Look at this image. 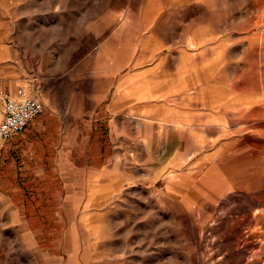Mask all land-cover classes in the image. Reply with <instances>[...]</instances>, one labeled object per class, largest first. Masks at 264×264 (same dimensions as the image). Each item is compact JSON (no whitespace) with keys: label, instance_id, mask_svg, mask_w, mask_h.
<instances>
[{"label":"rangeland","instance_id":"obj_1","mask_svg":"<svg viewBox=\"0 0 264 264\" xmlns=\"http://www.w3.org/2000/svg\"><path fill=\"white\" fill-rule=\"evenodd\" d=\"M0 90L59 127L0 264H264V0H0Z\"/></svg>","mask_w":264,"mask_h":264},{"label":"crops","instance_id":"obj_2","mask_svg":"<svg viewBox=\"0 0 264 264\" xmlns=\"http://www.w3.org/2000/svg\"><path fill=\"white\" fill-rule=\"evenodd\" d=\"M47 112L45 110L41 117H37L31 122L21 136L0 144V163L2 162L4 166V168L0 167L1 182L17 181L19 180V173L22 175L37 172L36 169L28 168L27 165H37L39 169L38 159L51 158L54 155V150L57 153L58 150L55 149L53 138L59 134L57 133L59 127L47 122L49 121ZM42 159L41 163L45 166ZM14 164L19 169L17 167L12 168ZM40 170L45 173L47 168L43 167ZM13 187H16L15 183L10 184V188Z\"/></svg>","mask_w":264,"mask_h":264},{"label":"built area","instance_id":"obj_3","mask_svg":"<svg viewBox=\"0 0 264 264\" xmlns=\"http://www.w3.org/2000/svg\"><path fill=\"white\" fill-rule=\"evenodd\" d=\"M3 116L0 119V144L21 134L43 112V104L23 90L11 95L0 90Z\"/></svg>","mask_w":264,"mask_h":264},{"label":"bare ground","instance_id":"obj_4","mask_svg":"<svg viewBox=\"0 0 264 264\" xmlns=\"http://www.w3.org/2000/svg\"><path fill=\"white\" fill-rule=\"evenodd\" d=\"M128 43H129V47H130L129 50L131 51V50H132V45H131V44H132V40H129ZM98 81L103 82V83H106V82L104 81V78H103V79H100V80H98Z\"/></svg>","mask_w":264,"mask_h":264}]
</instances>
